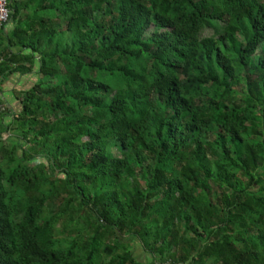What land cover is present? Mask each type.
Returning <instances> with one entry per match:
<instances>
[{
    "label": "trees",
    "instance_id": "obj_1",
    "mask_svg": "<svg viewBox=\"0 0 264 264\" xmlns=\"http://www.w3.org/2000/svg\"><path fill=\"white\" fill-rule=\"evenodd\" d=\"M8 5L0 264H264V0Z\"/></svg>",
    "mask_w": 264,
    "mask_h": 264
},
{
    "label": "rangeland",
    "instance_id": "obj_2",
    "mask_svg": "<svg viewBox=\"0 0 264 264\" xmlns=\"http://www.w3.org/2000/svg\"><path fill=\"white\" fill-rule=\"evenodd\" d=\"M212 31H207V35H211ZM16 75H12L7 81H5L4 93L2 96L3 104L0 112H6L8 109H14L19 111L21 109V102L16 97L15 91L17 89H25L30 87L39 77L37 73L28 74L20 79L17 80ZM5 122H10L11 117L10 115H6L4 117ZM9 132L4 133V138L9 139ZM15 141V139L10 140V143ZM19 154L22 155V150L20 149ZM123 243L126 245H130L131 248L134 250L135 257L138 261L142 262L143 264H152V257L150 254L146 253L141 244L138 241H133L128 237H123Z\"/></svg>",
    "mask_w": 264,
    "mask_h": 264
},
{
    "label": "built area",
    "instance_id": "obj_3",
    "mask_svg": "<svg viewBox=\"0 0 264 264\" xmlns=\"http://www.w3.org/2000/svg\"><path fill=\"white\" fill-rule=\"evenodd\" d=\"M9 0H0V27L9 20L10 8L8 5Z\"/></svg>",
    "mask_w": 264,
    "mask_h": 264
},
{
    "label": "crops",
    "instance_id": "obj_4",
    "mask_svg": "<svg viewBox=\"0 0 264 264\" xmlns=\"http://www.w3.org/2000/svg\"><path fill=\"white\" fill-rule=\"evenodd\" d=\"M22 77H24V76H22ZM22 77H20V78H22ZM20 78H19V79H20ZM19 89H20V88H19ZM19 89H17V90H19ZM15 92H16V91H15Z\"/></svg>",
    "mask_w": 264,
    "mask_h": 264
}]
</instances>
